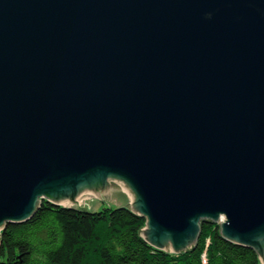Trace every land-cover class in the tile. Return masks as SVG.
Instances as JSON below:
<instances>
[{"label": "water", "instance_id": "water-1", "mask_svg": "<svg viewBox=\"0 0 264 264\" xmlns=\"http://www.w3.org/2000/svg\"><path fill=\"white\" fill-rule=\"evenodd\" d=\"M125 192L153 248L264 264V0H0V233Z\"/></svg>", "mask_w": 264, "mask_h": 264}, {"label": "trees", "instance_id": "trees-1", "mask_svg": "<svg viewBox=\"0 0 264 264\" xmlns=\"http://www.w3.org/2000/svg\"><path fill=\"white\" fill-rule=\"evenodd\" d=\"M145 224L127 206L92 212L44 201L1 231L0 264H261L253 249L224 239L219 224L202 221L195 245L179 254L149 245Z\"/></svg>", "mask_w": 264, "mask_h": 264}, {"label": "rangeland", "instance_id": "rangeland-1", "mask_svg": "<svg viewBox=\"0 0 264 264\" xmlns=\"http://www.w3.org/2000/svg\"><path fill=\"white\" fill-rule=\"evenodd\" d=\"M119 206H129L132 209V205H131L128 192L83 200L82 206H70V207L86 208L88 211L96 212L105 207L114 208V207H119ZM141 236L144 238L143 232ZM165 252H168L170 254H176L175 252H169V251H165ZM260 263H261V260H260Z\"/></svg>", "mask_w": 264, "mask_h": 264}]
</instances>
